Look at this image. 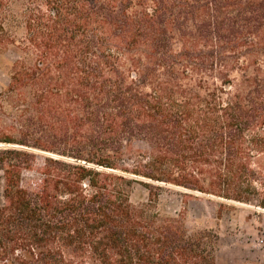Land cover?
<instances>
[{
  "label": "trees",
  "instance_id": "1",
  "mask_svg": "<svg viewBox=\"0 0 264 264\" xmlns=\"http://www.w3.org/2000/svg\"><path fill=\"white\" fill-rule=\"evenodd\" d=\"M8 50L0 264H216L162 185L264 208V0H0Z\"/></svg>",
  "mask_w": 264,
  "mask_h": 264
},
{
  "label": "rangeland",
  "instance_id": "2",
  "mask_svg": "<svg viewBox=\"0 0 264 264\" xmlns=\"http://www.w3.org/2000/svg\"><path fill=\"white\" fill-rule=\"evenodd\" d=\"M15 58L16 54L8 50L0 56V62L10 64ZM8 81L7 73L0 68V91ZM159 192L157 208L162 214L180 218L190 232L208 229L217 235L216 264H264V208L172 185H162ZM130 198L140 205L148 200V190L135 183Z\"/></svg>",
  "mask_w": 264,
  "mask_h": 264
}]
</instances>
